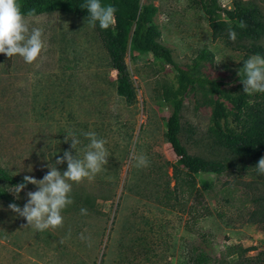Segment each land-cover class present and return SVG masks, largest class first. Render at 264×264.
Wrapping results in <instances>:
<instances>
[{
	"label": "rangeland",
	"instance_id": "374dc122",
	"mask_svg": "<svg viewBox=\"0 0 264 264\" xmlns=\"http://www.w3.org/2000/svg\"><path fill=\"white\" fill-rule=\"evenodd\" d=\"M217 2L231 10L238 2L255 5L264 14V0ZM139 3L156 7L158 41L200 79L195 85L187 86L164 61L134 53L132 27L125 63L134 98L127 102L117 94L103 35L87 18L61 8L29 18L45 34V59L38 67L0 54L2 169L14 178L42 179L48 165L71 150L70 140L65 143L70 130L81 140V156L88 143L82 131L105 139L110 153L106 171L73 185L62 228L26 227L0 200V264H190L193 249L205 251L209 264H264V175L255 169L258 162L236 159L218 143L214 115L217 98L233 113L236 96L244 94L236 81L244 52L210 37L198 0ZM202 51L210 56L198 60ZM212 82L226 83L220 95ZM257 95L247 101L259 102ZM178 101L179 138L188 153L231 165L195 175V189L184 194L175 190L171 166H182L166 139ZM219 124L223 130L235 127L231 115ZM133 154L146 155L150 166L137 168ZM56 167L67 170L66 162ZM36 190L29 184L18 200L9 194L22 209L27 193ZM81 208L88 214L81 215ZM81 234L91 237V247Z\"/></svg>",
	"mask_w": 264,
	"mask_h": 264
},
{
	"label": "trees",
	"instance_id": "16d2710c",
	"mask_svg": "<svg viewBox=\"0 0 264 264\" xmlns=\"http://www.w3.org/2000/svg\"><path fill=\"white\" fill-rule=\"evenodd\" d=\"M85 2L86 0H20L22 12L25 14L31 9H35V13L38 15L61 8L88 19L87 9L80 8L81 4ZM101 3L112 5L117 10L114 26L102 30L97 24L96 31L103 35L111 67L117 73L116 91L119 96L129 103L134 98V91L125 63L126 39L132 27L134 30L131 32L130 46L134 53L147 54L157 60L164 61L177 72L180 80L187 86H193L200 81V79L194 78L190 74L189 69H184L175 63L171 51L158 41L160 32L153 21L157 12L156 7L151 5L141 6L139 0H101ZM198 6L208 22L212 39H220L231 49L244 52L245 60L254 54L264 56V45L260 43L264 39V14L257 6L238 2L236 9L231 10L221 7L217 0H198ZM241 21L245 23L246 28H241L236 24ZM230 30L235 31L237 34L234 42L228 38ZM209 56L206 51H202L198 60H205ZM243 63H241L240 69L243 67ZM196 66L195 64L192 69ZM242 79V75H237L236 81L241 86H243ZM211 85L214 87L216 94L220 95L221 88L226 86V83L212 82ZM247 96L245 93L236 96L233 102L235 109L233 113L227 112L219 98L214 101L216 132L218 143L233 157L236 159H250L252 162L257 163L264 155V93H259L256 96L259 98V102L253 101V103H250L247 101ZM180 102L178 101L174 105L172 115L167 123L166 139L182 166V168L178 165L171 166L175 190L180 194H184V192L190 193L195 189V175L222 170L227 166L230 169L231 165L206 160L188 153L179 138ZM230 115L235 127H226L223 130L219 121L225 120ZM21 182H23V179L10 176L0 167V200L5 201L7 204L14 203L9 192H6L4 185L12 187ZM188 260L190 264H209L210 262L205 251L196 249L190 251Z\"/></svg>",
	"mask_w": 264,
	"mask_h": 264
},
{
	"label": "clouds",
	"instance_id": "9594fccd",
	"mask_svg": "<svg viewBox=\"0 0 264 264\" xmlns=\"http://www.w3.org/2000/svg\"><path fill=\"white\" fill-rule=\"evenodd\" d=\"M183 3L184 0H181ZM80 8L88 11L89 27L95 28L98 24L102 30H107L114 26L116 8L112 5H103L101 0H86ZM35 9H31L27 14L22 12L20 0H0V54L8 58L19 57L29 65L39 66L40 61L45 59L46 40L42 27L31 26L29 18L35 17ZM240 27H246L243 21ZM237 34L235 31L228 32V38L235 41ZM238 75H242L243 92L249 96L256 93H264V56L260 54L251 55L247 58ZM88 143L80 149L82 156L76 151L81 144L79 136L69 131L65 136V143L70 140L69 151H64L63 156L56 159L55 164L48 165L47 174L42 179L37 180L32 176L25 175L23 182L6 187V192L12 193L14 199L20 198L19 194L27 185H34L36 191L27 193V202L23 208L16 203H10L8 210L18 217L26 220V227H30L38 232L48 229H59L64 226L62 213L73 204L71 196L73 185L81 184L85 180L93 181L98 174L106 171L110 153L106 147L107 141L98 137L94 131L81 132ZM73 150L75 155H73ZM137 168L150 166L148 157L144 154H133ZM67 170L61 173L56 165L65 163ZM258 174L264 175V157L260 158L255 167ZM81 215H87L86 208L80 209ZM71 233L69 232L68 238ZM88 247L92 246L90 236L79 237Z\"/></svg>",
	"mask_w": 264,
	"mask_h": 264
}]
</instances>
